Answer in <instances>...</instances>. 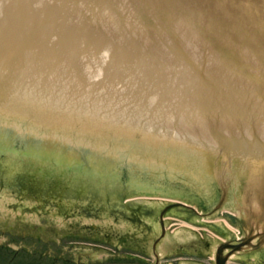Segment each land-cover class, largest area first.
<instances>
[{
    "label": "water",
    "instance_id": "water-1",
    "mask_svg": "<svg viewBox=\"0 0 264 264\" xmlns=\"http://www.w3.org/2000/svg\"><path fill=\"white\" fill-rule=\"evenodd\" d=\"M3 112L0 219L264 264V0H0Z\"/></svg>",
    "mask_w": 264,
    "mask_h": 264
},
{
    "label": "rangeland",
    "instance_id": "rangeland-1",
    "mask_svg": "<svg viewBox=\"0 0 264 264\" xmlns=\"http://www.w3.org/2000/svg\"><path fill=\"white\" fill-rule=\"evenodd\" d=\"M130 227L133 231L112 233L88 223L58 222L48 215H40L38 221L0 219V264H137L112 259L115 253L124 258L140 251L127 249L133 245L147 253V264H154L147 229L133 222Z\"/></svg>",
    "mask_w": 264,
    "mask_h": 264
},
{
    "label": "bare ground",
    "instance_id": "bare-ground-1",
    "mask_svg": "<svg viewBox=\"0 0 264 264\" xmlns=\"http://www.w3.org/2000/svg\"><path fill=\"white\" fill-rule=\"evenodd\" d=\"M156 243H157V241H156ZM155 254V253H154Z\"/></svg>",
    "mask_w": 264,
    "mask_h": 264
}]
</instances>
